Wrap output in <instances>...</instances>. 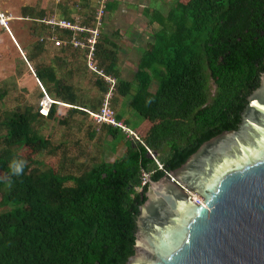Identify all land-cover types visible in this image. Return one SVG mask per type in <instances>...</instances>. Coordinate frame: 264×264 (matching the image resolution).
<instances>
[{
  "label": "trees",
  "instance_id": "16d2710c",
  "mask_svg": "<svg viewBox=\"0 0 264 264\" xmlns=\"http://www.w3.org/2000/svg\"><path fill=\"white\" fill-rule=\"evenodd\" d=\"M89 1L78 0L72 10L84 16L78 25L87 30L96 28L93 12L87 14ZM161 4V10L144 12L148 24L155 26L145 48L139 49L132 81L120 78L118 47L109 37H99L95 46L98 68L115 80L110 107L129 97V108L143 122L131 130L134 136L105 124L95 131L91 114L100 110L99 98L69 81L72 70L67 71L69 78L63 73L67 57L76 52L82 55L80 71L85 73V52L55 47L50 37L67 41L72 34L46 23L52 14L44 9L22 7L21 17L32 24L28 36L35 41L26 47L27 55L14 60L16 83L0 87V178L11 179L10 187L0 179V264H126L133 255L139 207L145 202L148 184H142L143 176L158 181L200 142L238 126L246 98L264 73V0ZM111 6L108 1L106 12ZM67 16L60 19L74 22V16ZM48 48L61 54L49 64L39 58ZM91 76L104 97L106 83ZM29 79L32 87H19ZM45 94L53 101L47 111L40 106ZM114 114L124 126L120 114ZM85 123L89 137L104 134L117 147L124 146L122 155L90 168L81 162L82 152L71 155L78 135L71 134ZM50 124L64 129L50 135L46 130H55ZM101 148V154L108 150L105 143ZM20 149L29 152L21 154ZM147 151L155 158L148 160ZM43 153L59 158L56 165L39 159ZM13 160L27 162L22 175H12ZM68 167L75 173L67 172Z\"/></svg>",
  "mask_w": 264,
  "mask_h": 264
},
{
  "label": "water",
  "instance_id": "95a60500",
  "mask_svg": "<svg viewBox=\"0 0 264 264\" xmlns=\"http://www.w3.org/2000/svg\"><path fill=\"white\" fill-rule=\"evenodd\" d=\"M246 100L235 129L200 142L158 181L146 179L126 264H264V73Z\"/></svg>",
  "mask_w": 264,
  "mask_h": 264
},
{
  "label": "rangeland",
  "instance_id": "374dc122",
  "mask_svg": "<svg viewBox=\"0 0 264 264\" xmlns=\"http://www.w3.org/2000/svg\"><path fill=\"white\" fill-rule=\"evenodd\" d=\"M111 1L112 6L111 10L104 13L103 22L104 25L101 26V36L103 35L110 38V41L117 45V57H118V69L120 78L130 82L133 80L134 75V66L138 62L139 49L145 48L147 42L150 40L149 33L152 32V29L155 25L148 24V19L144 15V12L150 13L153 8H158L161 10V2L164 0H106V2ZM78 0H1L0 1V12H3L7 15H11L12 18L8 21V26L11 35L0 25V87H10L13 83H16L15 79V67L14 60L19 55L23 58V54L27 55V48L35 41V38L29 37L31 34V22L27 18H22L20 13H22V7H33L36 10L44 9L45 14H52L48 17L55 15L56 17L67 16L70 12V7L76 5ZM155 3V4H154ZM91 11L87 14L93 12V17H95L96 11L99 9L101 0H90L89 1ZM151 4H154L153 6ZM165 11V9H163ZM84 12V13H83ZM82 13L85 15V11ZM61 14V15H60ZM69 17V15L67 16ZM84 19L82 17L81 21ZM117 32L118 36H112ZM32 35V34H31ZM13 38V39H12ZM17 42V44H16ZM19 46V48L17 47ZM25 48L24 50L22 49ZM61 54L59 51L48 48L46 50L45 56L42 55L41 60L47 64L51 63L52 59L59 57ZM82 55L79 52H76V56L67 57L63 73L66 70L65 76L69 78L70 75L67 71L72 70L73 77L70 78L71 83H76V86L80 87L87 95L94 98H99L100 106L103 103V96L99 94L96 88L93 86V82L97 79L94 76L88 74V68L85 69V73L81 74V68H83V62L81 61ZM94 64L97 66V62ZM20 67V66H18ZM76 68V69H75ZM62 69V67H61ZM61 69L58 70L60 74ZM88 73H87V72ZM25 76L24 74L22 77ZM19 80H25L23 78ZM94 77V78H93ZM26 81H20V86L32 87L33 81L31 79ZM154 83L152 82L150 91H153ZM115 92H113L114 96ZM116 96V95H115ZM113 98V97H112ZM119 98V97H118ZM121 99V100H120ZM129 97L126 99L119 98V102L116 106H111L115 113H119L122 117L124 127L129 128L130 130L135 131L139 127L141 120L134 113L133 110L129 108ZM98 100V99H97ZM98 100V101H99ZM110 105H112L110 103ZM121 112V113H120ZM54 126L55 130H46V133L50 135L54 131L63 128L57 126V124H50V127ZM95 131H97L98 125H95ZM56 127V128H55ZM82 130L72 132L71 135L78 134L76 137L77 146H71V155L79 154L80 158L84 161L87 168L91 167L92 163H99L102 161L112 162L116 156L122 155L125 151L124 146L118 145V147L111 142V138L105 136L104 134L94 135L89 137L88 132H86V123L83 125ZM142 131V136L147 127ZM64 129V128H63ZM141 130V129H139ZM45 133V134H46ZM119 137L117 140H120ZM105 143L107 151L104 150L103 154L100 153ZM117 148V151L115 152ZM28 149H20L19 153L27 154ZM37 158V157H36ZM44 163L49 164L50 166L56 165L59 158H52L48 154L43 153L41 157H38ZM67 172L75 173L74 169L69 168Z\"/></svg>",
  "mask_w": 264,
  "mask_h": 264
},
{
  "label": "built area",
  "instance_id": "2783aa9c",
  "mask_svg": "<svg viewBox=\"0 0 264 264\" xmlns=\"http://www.w3.org/2000/svg\"><path fill=\"white\" fill-rule=\"evenodd\" d=\"M104 3L105 0H101V4L99 9L96 11L95 20H96V28L87 30L84 26L78 25V20L74 22L66 21L63 19H56V17H51L45 20L46 23L50 24L52 27H57L60 31H67L72 34L67 41H59L55 39V37H50L51 41L54 43L55 47H64L70 46L74 50H82L85 52L86 57V67L88 68V72L95 74L103 79L108 87V91L103 97V103L100 110L97 113L91 114L92 120L95 125H110L115 128H120L123 133L127 136H134V133L130 131L128 128L124 127L122 123L118 122L115 119L114 111L110 107V100L113 95V87L115 84V80L107 76L103 73L101 69L94 64L95 60V52H96V43L99 39V30L103 16H104ZM12 18L11 15H7L3 12H0V25L6 26L8 24L9 19ZM84 32H88V36L82 37L79 34ZM53 103L52 99H50L47 95H44L40 102V106L44 111H47L50 105ZM147 177L143 176L142 184L145 183ZM190 199L193 204H200V199L197 196L190 195Z\"/></svg>",
  "mask_w": 264,
  "mask_h": 264
},
{
  "label": "clouds",
  "instance_id": "9594fccd",
  "mask_svg": "<svg viewBox=\"0 0 264 264\" xmlns=\"http://www.w3.org/2000/svg\"><path fill=\"white\" fill-rule=\"evenodd\" d=\"M106 0H105V3H104V7L106 6ZM77 6V4H76ZM77 10V9H76ZM77 13V11H76ZM104 13H105V9H104ZM96 14V13H95ZM51 17H56L55 15L51 16ZM51 17H47L48 19L51 18ZM83 15H76V17H74V21L75 20H78V22L81 21ZM61 17H56V19H60ZM72 18V17H71ZM10 20V19H9ZM69 21V20H68ZM2 26V25H1ZM6 31H9V26L8 24L6 26H2ZM21 54H23L24 56V52L21 51ZM46 95V94H45ZM48 96V95H47ZM44 97V96H43ZM49 97V96H48ZM50 98V97H49ZM51 99V98H50ZM127 128V127H126ZM129 129V128H128ZM130 130V129H129ZM131 131V130H130ZM149 152V151H147ZM26 161L25 160H13L11 165H10V169H11V173L12 175H15V176H19V175H22L23 174V170L26 166ZM0 179H5L6 180V183L8 184V186L10 187L11 186V179L10 178H7V177H3V178H0ZM192 195H195V194H192Z\"/></svg>",
  "mask_w": 264,
  "mask_h": 264
},
{
  "label": "crops",
  "instance_id": "0c3cea01",
  "mask_svg": "<svg viewBox=\"0 0 264 264\" xmlns=\"http://www.w3.org/2000/svg\"><path fill=\"white\" fill-rule=\"evenodd\" d=\"M75 6V5H74ZM74 6H72V7H70V12H69V17L70 16H74V17H76V12L75 11H72L73 10V8H74ZM76 10V9H75ZM61 15V14H60ZM80 15V14H79ZM8 33H9V35H11V33H10V30L9 31H7ZM13 39V38H12ZM16 44H17V42H16ZM18 48H19V46H17Z\"/></svg>",
  "mask_w": 264,
  "mask_h": 264
},
{
  "label": "bare ground",
  "instance_id": "6f19581e",
  "mask_svg": "<svg viewBox=\"0 0 264 264\" xmlns=\"http://www.w3.org/2000/svg\"><path fill=\"white\" fill-rule=\"evenodd\" d=\"M194 196H197V195H194ZM198 197V196H197ZM199 198V197H198ZM200 199V198H199ZM200 202H201V199H200Z\"/></svg>",
  "mask_w": 264,
  "mask_h": 264
}]
</instances>
